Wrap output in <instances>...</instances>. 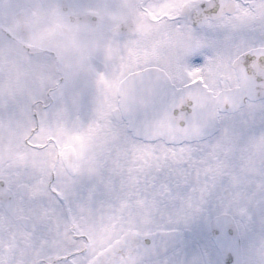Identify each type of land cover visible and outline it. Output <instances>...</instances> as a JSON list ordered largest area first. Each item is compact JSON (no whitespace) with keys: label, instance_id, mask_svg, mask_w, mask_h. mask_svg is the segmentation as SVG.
<instances>
[{"label":"snow or ice","instance_id":"obj_1","mask_svg":"<svg viewBox=\"0 0 264 264\" xmlns=\"http://www.w3.org/2000/svg\"><path fill=\"white\" fill-rule=\"evenodd\" d=\"M264 264V0H0V264Z\"/></svg>","mask_w":264,"mask_h":264},{"label":"rangeland","instance_id":"obj_2","mask_svg":"<svg viewBox=\"0 0 264 264\" xmlns=\"http://www.w3.org/2000/svg\"><path fill=\"white\" fill-rule=\"evenodd\" d=\"M205 220V219H204ZM204 220H202V221H204ZM208 220H206V222H207ZM206 224V223H205ZM207 228V224H206V226L204 227V228H201V229H196V228H194L193 230L194 231H197L198 232V236L201 238V240L206 244V241H208V229H206Z\"/></svg>","mask_w":264,"mask_h":264},{"label":"flooded vegetation","instance_id":"obj_3","mask_svg":"<svg viewBox=\"0 0 264 264\" xmlns=\"http://www.w3.org/2000/svg\"><path fill=\"white\" fill-rule=\"evenodd\" d=\"M205 225V221H202V220H199V221H196L194 222L191 227H203ZM186 239L189 241V242H196L198 243L197 241L193 240L190 236L188 235H185ZM199 244V243H198ZM217 261H218V264H222V262H220V260L217 258Z\"/></svg>","mask_w":264,"mask_h":264},{"label":"water","instance_id":"obj_4","mask_svg":"<svg viewBox=\"0 0 264 264\" xmlns=\"http://www.w3.org/2000/svg\"><path fill=\"white\" fill-rule=\"evenodd\" d=\"M220 238H223L222 236L220 237H218V239H220ZM217 239V240H218ZM223 239H225V238H223ZM220 246H221V248H222V250H223V252L226 254V255H229L230 254V252L232 251V248L233 247H230V244H229V242H223L222 244H220Z\"/></svg>","mask_w":264,"mask_h":264}]
</instances>
